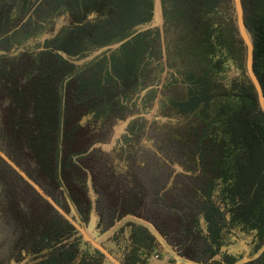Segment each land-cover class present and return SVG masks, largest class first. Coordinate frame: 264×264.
Masks as SVG:
<instances>
[{
	"label": "trees",
	"instance_id": "16d2710c",
	"mask_svg": "<svg viewBox=\"0 0 264 264\" xmlns=\"http://www.w3.org/2000/svg\"><path fill=\"white\" fill-rule=\"evenodd\" d=\"M241 2L264 93V0ZM161 5L163 36L159 29L138 30L151 22L153 0H0V50L26 47L16 56L0 55L4 128L49 163L59 185L62 174L83 173L74 158L88 153L78 142L94 125L124 119L143 91L144 105L153 102L165 61L174 71L162 85L161 114L178 122L157 131L195 182L189 181L183 202L172 209L171 224H156L133 209L145 202L143 188L114 196L112 223L127 215L145 218L160 234L128 224L127 264H149L168 244L183 260L168 264H264V112L246 74L232 1ZM57 23L55 35L28 46ZM114 44L119 46L83 67L73 62ZM231 70L239 76L229 80ZM143 128L130 122L125 145ZM68 196L81 216L91 213L89 199L85 206L77 203L83 210L70 191ZM70 237V230L40 235L52 253L36 264H105L67 243Z\"/></svg>",
	"mask_w": 264,
	"mask_h": 264
},
{
	"label": "rangeland",
	"instance_id": "374dc122",
	"mask_svg": "<svg viewBox=\"0 0 264 264\" xmlns=\"http://www.w3.org/2000/svg\"><path fill=\"white\" fill-rule=\"evenodd\" d=\"M231 1L237 33L242 39L235 2ZM153 3L151 22L139 26L138 30L159 29L163 36L161 0H153ZM60 27L61 24L57 23L40 40H31L28 46H40ZM248 36L252 40L249 32ZM118 46L111 45L73 62L83 67ZM244 46L246 49L245 43ZM24 50L2 48L0 55L16 56ZM162 64L163 70L157 78L159 85L153 87L158 90L153 102L144 105L143 91L133 100L135 105L131 106L129 115L124 119L94 125L92 131L85 133L78 142L79 148L88 153L80 159L74 158L77 165L82 166L83 173L62 174L59 185L52 176L49 163L39 158L29 144L21 143L4 128L7 112L4 106L7 102L0 96V264H27L40 257L48 258L52 252L42 247L40 235H56L68 230L72 232V237L68 238L67 243L74 244L80 253L98 255L105 264H127L131 254L128 248V224L143 225L156 236L160 237V234L153 223L145 218L127 215L112 223V208L117 205L113 198L120 190L143 188L145 202L133 209L140 210L144 217H154L156 224L174 222V219L169 220L173 218L172 209L179 208L187 195L189 181L194 183L195 180L191 179L193 174L190 179L187 177L190 173L185 171L178 159L179 153L174 152L170 144H165L166 137L157 131L158 127H168L178 122L161 114V104L166 101L162 85L174 71L165 61ZM238 76V71L231 70L227 79ZM132 121H139L144 128L141 136L135 138L129 147L125 145L123 136L128 135L127 127ZM68 191L76 205L85 206L89 199L91 213L81 216L69 201ZM83 206L79 208L77 205L78 209L84 210ZM101 219L103 223L98 225ZM111 223L113 225L108 228ZM155 257L149 259V264L156 260Z\"/></svg>",
	"mask_w": 264,
	"mask_h": 264
},
{
	"label": "water",
	"instance_id": "95a60500",
	"mask_svg": "<svg viewBox=\"0 0 264 264\" xmlns=\"http://www.w3.org/2000/svg\"><path fill=\"white\" fill-rule=\"evenodd\" d=\"M235 2V7L237 11V17H238V25H239V30H240V35L242 40L244 41L246 45V56H245V69H246V74L250 81L252 82L257 97H258V102L260 107L262 108L264 112V93H263V88L261 86V83L259 79L257 78L254 69H253V42L250 40L248 36V30L246 28L245 22H244V14H243V7H242V2L241 0H234ZM46 257H40L38 259L32 260L28 262L27 264H36L39 261L45 259Z\"/></svg>",
	"mask_w": 264,
	"mask_h": 264
},
{
	"label": "crops",
	"instance_id": "0c3cea01",
	"mask_svg": "<svg viewBox=\"0 0 264 264\" xmlns=\"http://www.w3.org/2000/svg\"><path fill=\"white\" fill-rule=\"evenodd\" d=\"M166 251H167V254L163 257H155L156 260H152V263L151 264H168V261L169 259L171 258H176L175 260L176 261H183L182 259H179V256L173 251V249H171L168 245H166ZM161 258V260H159ZM177 264H179L177 262Z\"/></svg>",
	"mask_w": 264,
	"mask_h": 264
}]
</instances>
